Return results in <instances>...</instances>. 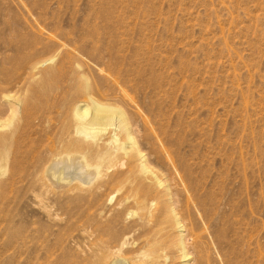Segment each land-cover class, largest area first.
Segmentation results:
<instances>
[{
  "label": "rangeland",
  "instance_id": "1",
  "mask_svg": "<svg viewBox=\"0 0 264 264\" xmlns=\"http://www.w3.org/2000/svg\"><path fill=\"white\" fill-rule=\"evenodd\" d=\"M0 121V264H264V0H0Z\"/></svg>",
  "mask_w": 264,
  "mask_h": 264
},
{
  "label": "bare ground",
  "instance_id": "2",
  "mask_svg": "<svg viewBox=\"0 0 264 264\" xmlns=\"http://www.w3.org/2000/svg\"><path fill=\"white\" fill-rule=\"evenodd\" d=\"M11 96H12V95H11ZM99 105H100V104H99ZM81 106H82V105H81ZM101 106H102V105H101ZM75 107H76V106H75ZM95 107H96V106H95ZM104 107H105V106H104ZM107 107H108V106H107ZM112 107H113V106H112ZM112 107H111V108H112ZM12 108H13V107H12ZM14 108H15V107H14ZM102 108H103V107H102ZM114 108H115V107H114ZM15 109H16V108H15ZM82 109H83V108L81 107V109H80V106L78 105V107H77V113H79V116H80V117L78 116L79 118H83V119H84L85 116H86V113H87L88 111H87V109H85V108H84L83 110H82ZM108 109H110V108H108ZM108 109H107V110H108ZM119 109H120V108H119ZM119 109H118V110H119ZM11 110H12V109H11ZM75 110H76V108H75ZM96 110H97V107H96ZM98 110H99V112H102V111H100L101 109H98ZM116 110H117V109L114 110L115 112H114V111L112 112L111 109H110L109 111L112 112V114H113V113L116 114ZM118 110H117V111H118ZM104 111H106L105 108H104ZM104 111H103V112H104ZM109 111H108V112H109ZM120 111H121V110H120ZM97 112H98V111H97ZM108 112H105V113H108ZM121 112H122V111H121ZM12 113L14 114V111H13ZM16 113H17V112H16ZM75 113H76V112H75ZM88 113H89V112H88ZM117 113H118V112H117ZM123 113H124V112H122V114H123ZM96 114H97V113H96ZM115 114H113V115H115ZM120 114H121V113H120ZM122 114H121V115H122ZM75 115H76V114H75ZM97 115H98V114H97ZM97 115H96V117H95V115H94V117L97 118ZM100 115H102V114L100 113ZM113 115H112V117H113ZM13 116H16V115H13ZM103 116H106V115H103ZM103 116H102V118H103ZM118 116H119V114H118ZM78 117L76 116V119H77ZM99 117H101V116H99ZM99 117H98V118H99ZM109 117H110V116H109ZM109 117L107 118V116H106L107 119H109ZM121 117H122V116H121ZM123 117H124V116H123ZM13 118H14V117H12V118H10V119H13ZM98 118H97V120H100V119H101V118H100V119H98ZM104 118H105V117H104ZM104 118H103V119H104ZM92 119H93V118H92ZM123 119H125V118H123ZM84 120H85V119H84ZM84 120H81V121H84ZM88 120H89V119H88ZM88 120L86 121L87 123H85V122H84V123H83V122L81 123V121H80V124H79V125H77V124H78V123H77L76 126H78V129H79V130H77V131H81V133L79 132L80 134H82V132H83V133H85L86 135L89 134L88 136H92L93 132L95 131L94 128L96 127V125H95V127H94V126L92 127V125H94L95 123H94L91 119H90L91 121L88 123ZM95 120H96V119H95ZM95 120H94V121H95ZM78 121H79V120H78ZM100 121H101V120H100ZM102 121H103V120H102ZM105 121H108V120L105 119ZM111 121H113V120H110V121H109V122L112 124ZM124 121H125V124H126L127 119L124 120ZM0 122H1V121H0ZM10 122H11V121L9 120V123H7V122H6V123L10 125ZM92 122H93L94 124H93ZM98 122H99V121H98ZM90 123H91L92 125H91ZM96 123H97V122H96ZM102 123L105 124L104 121H103ZM106 123H107V122H106ZM0 124H1V123H0ZM107 124H108V123H107ZM111 124H110V125H111ZM122 124H123V123H122ZM128 124H129V123H128ZM9 125H7V126H9ZM98 125H99V124H98ZM100 125H101V124H100ZM100 125H99V126H100ZM0 126H1V125H0ZM124 126H125V125H124ZM97 127H98V126H97ZM97 127H96V128H97ZM98 128H99V127H98ZM101 128H102V127H101ZM93 129H94V130H93ZM123 129H124V128H123ZM128 129H130V128L126 126L124 130H125V132H126V135H127L128 138H129V140H131V139H133L134 137L130 134V132H129ZM92 130H93V131H92ZM97 130L99 131V129H97ZM98 131H96V132L98 133ZM91 132H92V133H91ZM95 134H96V133L94 132L93 135H95ZM83 136H84V134H83ZM111 136H112V135H111ZM111 136H110V137H111ZM115 136H116V135H115ZM115 136H113V141H114V142H115V139H114ZM131 136H132L133 138H131ZM92 137H93V136H92ZM94 137H95V136H94ZM116 137H118V136H116ZM83 138H84V137H83ZM83 138H82V139H83ZM111 138H112V137H111ZM111 138H109V139L112 140ZM82 139H81V141H80V140H79V141L76 140V142H72V143H71V147L79 148V149H84V148H85V149H86V148L88 149V143H87V141H84V140H86L87 138L85 137L84 140H82ZM89 139H90V138H89ZM0 140H1V134H0ZM87 140H88V139H87ZM94 140H95V139H94ZM110 140H109V141H110ZM135 140H136V139H135ZM135 140H134V141H135ZM110 142H112V141H110ZM130 142H132V141H130ZM106 143H107V142H106ZM105 145H108V144H105ZM131 145H132V144H131ZM90 146H91V145H90ZM132 146H133V145H132ZM71 147H70V148H71ZM129 148H130V147H129ZM135 148H137L136 150H138L137 145L134 143V148H133V149H135ZM87 149H86V150H87ZM131 149H132V148H131ZM126 151H127V150H126ZM129 151H130V150H128L127 153H130ZM97 152H98V151H97ZM108 152H109V151H108ZM108 152H107V153H108ZM117 153H118V152H117ZM138 153H139V152H138ZM103 154H104V153H103ZM61 156H62V155H61ZM142 163H143V162H142ZM144 164H145V163H143V165H144ZM55 167H59V165L56 164ZM145 167H146V166H145ZM111 180H112V179H111ZM112 182H113V181H112ZM54 186H55V185H54ZM98 187H99V186H98ZM146 191H147V190H146ZM140 193H141V192H140ZM139 196H140V195H139ZM142 197H144V196L142 195ZM124 198H126V197H124ZM127 198H128V197H127ZM128 199H129V198H128ZM140 199H141V198H140ZM148 199H149V198H148ZM117 203H118V202H117ZM147 205H148V204H147ZM177 221H179V220H177ZM177 221H176V222H177ZM177 223H178V222H177ZM179 223H180V222H179ZM180 224H181V223H180ZM176 226H178V225L176 224ZM96 241H97V240H96ZM124 241H125V240H124ZM124 244H125V242H122L121 245H119L120 247H118L117 250H115V251H112L113 249L109 247V248L111 249V251H110L109 249H108V250H105V248H104V250H103L104 252H102L101 254L98 252L97 255L99 254V256H98V258H97V255H96V260H97V261H96V264H111V262L114 261L115 259H116L115 261H121V258H119V256H120L119 254L121 253L120 251H122V248H123ZM103 245H104V244H103ZM96 247H97V246H96ZM107 248H108V247H107ZM100 252H101V251H100ZM183 253H184V252H182V254H183ZM186 254H188V253H186ZM186 254L184 255V257H185V259H183L184 261L187 260V257H188ZM150 256H151V255H150ZM120 257H121V256H120ZM154 262H156V261H154ZM134 264H135V263H134ZM185 264H186V263H185ZM188 264H189V263H188Z\"/></svg>",
  "mask_w": 264,
  "mask_h": 264
}]
</instances>
